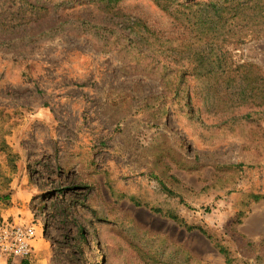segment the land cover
<instances>
[{
	"label": "rangeland",
	"instance_id": "1",
	"mask_svg": "<svg viewBox=\"0 0 264 264\" xmlns=\"http://www.w3.org/2000/svg\"><path fill=\"white\" fill-rule=\"evenodd\" d=\"M207 1L0 0V213L27 181L48 245L18 264H264V0L211 41Z\"/></svg>",
	"mask_w": 264,
	"mask_h": 264
},
{
	"label": "crops",
	"instance_id": "2",
	"mask_svg": "<svg viewBox=\"0 0 264 264\" xmlns=\"http://www.w3.org/2000/svg\"><path fill=\"white\" fill-rule=\"evenodd\" d=\"M18 180L19 179H16L15 183L12 182L11 188L14 189L11 194L12 204L9 208L0 213V220L7 219L9 221L33 224L35 227V237L32 241V253L36 255L45 253V251H47L48 245L43 239L42 227L34 221L28 204H26L29 198V192L25 188L27 181L25 183V180H22L21 183H19ZM20 261L23 260L9 258L7 261L0 260V264H18Z\"/></svg>",
	"mask_w": 264,
	"mask_h": 264
},
{
	"label": "built area",
	"instance_id": "3",
	"mask_svg": "<svg viewBox=\"0 0 264 264\" xmlns=\"http://www.w3.org/2000/svg\"><path fill=\"white\" fill-rule=\"evenodd\" d=\"M35 237L33 224L0 220V260L27 258L32 254Z\"/></svg>",
	"mask_w": 264,
	"mask_h": 264
},
{
	"label": "trees",
	"instance_id": "4",
	"mask_svg": "<svg viewBox=\"0 0 264 264\" xmlns=\"http://www.w3.org/2000/svg\"><path fill=\"white\" fill-rule=\"evenodd\" d=\"M243 6L244 5H242L241 7L239 3H236L233 0H228L227 5L226 3L222 5L219 4L218 0H210L201 4L200 10L203 11L201 18H204L202 19V22L205 23L207 27L205 33L208 36L207 38L208 41L213 40L211 38H215V33L213 32L218 31L217 29L218 22L224 19L223 23H225L227 19L234 18L235 16H239L240 13H244L247 8ZM164 7L166 9L165 5ZM193 56L198 65H201L204 62L205 53H201L198 50H195L193 51Z\"/></svg>",
	"mask_w": 264,
	"mask_h": 264
}]
</instances>
